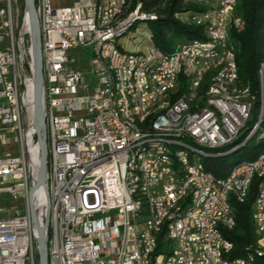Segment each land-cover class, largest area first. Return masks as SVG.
Segmentation results:
<instances>
[{
    "label": "built area",
    "instance_id": "obj_1",
    "mask_svg": "<svg viewBox=\"0 0 264 264\" xmlns=\"http://www.w3.org/2000/svg\"><path fill=\"white\" fill-rule=\"evenodd\" d=\"M203 1L218 3V10H213L217 26L211 29L221 35L220 55L208 58L206 51L184 49L182 45L173 48V58L159 55L161 69L151 71L148 80L151 96L156 86L174 77L169 64L175 59H183L184 79L188 78L185 66H194L200 73L216 63H227L232 69L230 55L223 49V27L237 28L236 7H230L228 0ZM33 2L41 32L48 200L43 189L37 187L40 148L33 129L34 61L26 10L23 0H0V150H7L0 153V196L21 205L0 206V264H39L35 262L37 232L30 206L39 226L45 227L48 264H153L151 248H158V242L146 239V256H138L136 237L146 235H138L129 227V220L134 219L133 204L128 199L123 163L128 143L138 135H131L113 118L114 97H108L104 73L105 56H112L116 68L129 60L124 48L114 46V37L128 23L116 30L105 28V21L114 17L122 4L104 10V0L101 4L74 0L58 8L52 7L53 2L60 4L63 0ZM95 8L103 10L99 29H92ZM140 16L139 12L134 15ZM193 19L199 27L208 24L203 12ZM140 37H146V32ZM96 45H103V52H96ZM142 53L144 61L158 54L148 49ZM252 101L249 91L244 99H236V106H225V99H213L209 111L190 120H183V105L170 106L155 124L162 126V133L149 135L172 133L173 141L193 139L197 146L238 142L246 133ZM119 105L123 109L122 103ZM212 110H220L221 120L212 118ZM177 123H184V131H177ZM217 124H224V133H217ZM145 152H149V170L156 171L159 182H167V190L159 189L160 218L167 215L166 206L179 207V198L188 197L187 206L180 207L186 210L203 189H210L209 204L203 206L201 214L189 215L199 221L200 240L192 241L189 235L186 247L196 244L199 256L181 254V264H227L219 261V253H230L232 248L217 239V230L231 227V218L222 208L223 191L231 189V199L239 203V198L247 197H234V190H250L252 182L258 181L253 204L259 205L262 225L264 146L254 162L234 168L227 180H212L197 170L179 175L181 165H175L174 170L161 169L153 148ZM151 185L158 188V184ZM169 222L179 223L180 231V215L169 217ZM260 236L264 237V226ZM171 262L174 264V260Z\"/></svg>",
    "mask_w": 264,
    "mask_h": 264
},
{
    "label": "bare ground",
    "instance_id": "obj_2",
    "mask_svg": "<svg viewBox=\"0 0 264 264\" xmlns=\"http://www.w3.org/2000/svg\"><path fill=\"white\" fill-rule=\"evenodd\" d=\"M193 1L206 8L203 11V18L208 19V24H203L200 28L203 30V37L207 42L204 43V40L182 41L174 47L182 45L184 49L206 51L208 58H216L220 55L221 35L219 32H214L211 27L217 26V14H213V10H218V3L203 0ZM92 4H101V0H92ZM119 4L122 5L117 11H114V17L105 21V28L116 30L128 23L125 29L114 37L116 49H123L124 47L119 45V40L135 29L138 22L152 21L155 19V15L145 13L141 4L133 0H104V10H111L112 5ZM228 4L230 7H236L237 1L228 0ZM138 12L142 16L134 17ZM175 18L184 24L199 27V23H195V19H193L198 18V12L176 15ZM102 21V8H95L92 14V29H99ZM229 29L230 27H223V49L232 60L231 70L227 68V63L205 66L201 73L194 66H185L184 74L188 78L184 79V75H182L183 59H175L169 64V73H174V77H170L168 82L156 86L153 96H151V87H148V80H151L150 72L161 69L162 56L159 55H164V58H173L176 56V49L166 54L158 50L152 42L149 30L145 28L138 29L137 38H133V41H137V47L131 51L124 49V53H129V60H123L119 68H116L112 56L104 58V73L108 78V97H114V103H111V114L120 127H124L131 135H138L128 143L123 163V170H125L128 182V199L133 204L134 219L129 220V227H132L138 235H146V238L136 237V254L146 256V239L158 242L162 235L163 242L167 243L166 249L161 250V253L158 248H151L153 264H173L172 260H174V264H181V254L199 256L196 244H189V248L186 247L189 235H192V241L200 240L199 221L192 220L189 215L201 214L203 206L209 204L210 189H203L202 195L194 198L193 206L186 210H180V207L187 206L188 197L179 198V207L166 206L167 215H162L160 218V209L157 206L159 189L167 190V182H159L156 171L149 170V152H145V150L153 148L155 161L160 163L161 169L174 170L175 165H181L179 175H187L189 172L197 170L205 172L212 180H227V178H231L234 168L245 165V162H254V159L235 165L224 178H217L213 173L206 171L203 161L228 156L244 148L251 141L264 146V63L260 65L258 71L260 90L258 118L250 125L253 117L252 104L250 121L247 124L246 133H242L240 141L197 146L194 145L193 139L173 141L172 133L149 135L150 133H162V126L155 124L164 115V110L170 109V106L183 105V120H190L209 111L213 105V99H225V106H236V99H244L246 91L241 88L238 78L235 48L230 41ZM144 32H146V37H140ZM147 49L158 52V54H152L151 61H144L142 52ZM96 52H103V45H96ZM180 85H183L184 91L177 97ZM146 97H149L148 102H146ZM119 103H122L123 109ZM144 105L145 109L143 110ZM212 118L221 120L220 110H212ZM177 131H184V123H177ZM217 133H224V124H217ZM180 154L187 157L180 156ZM151 184H158V188ZM249 191L234 190V197H247ZM245 200L246 198H239V203H243ZM222 208L231 218V227L227 231L232 230L236 224L232 209L231 189L223 191ZM179 215L180 222H182L180 231L179 223L169 222V217ZM252 225L257 235V249L254 254L230 260L226 253H219V261H224L227 264H235V261L237 264H264V237L260 236L262 235V226H264V208H262L261 225L258 204L252 205ZM223 233L224 230H217V239L225 241L226 248H232Z\"/></svg>",
    "mask_w": 264,
    "mask_h": 264
},
{
    "label": "trees",
    "instance_id": "obj_3",
    "mask_svg": "<svg viewBox=\"0 0 264 264\" xmlns=\"http://www.w3.org/2000/svg\"><path fill=\"white\" fill-rule=\"evenodd\" d=\"M141 4L145 13L155 15L147 21V30L152 36L154 46L163 53H170L174 46L182 41L204 40L200 27L188 25L175 18L193 12H203L206 8L192 0H133ZM234 25L230 27L229 37L235 48L236 65L241 88L253 96L252 125L258 118L260 107V90L258 71L264 63V0H236ZM183 82V81H182ZM183 86V85H182ZM180 85L177 94L180 96L184 87ZM255 120V121H254ZM262 146L254 141L244 148L225 157L203 161L206 171L217 178H224L230 170L243 161L253 160L261 152ZM258 181L254 180L249 194L243 203L232 200L235 227L224 231V238L232 245L226 256L230 260L245 258L254 254L257 249V235L252 225V205L257 194ZM161 235L158 240V251L166 249Z\"/></svg>",
    "mask_w": 264,
    "mask_h": 264
},
{
    "label": "water",
    "instance_id": "obj_4",
    "mask_svg": "<svg viewBox=\"0 0 264 264\" xmlns=\"http://www.w3.org/2000/svg\"><path fill=\"white\" fill-rule=\"evenodd\" d=\"M24 8L26 10L27 20L29 23L30 41L32 47V55L34 61V96H33V129L36 140L40 148V164L38 171V184L41 187L48 200L47 191V144H46V129L42 113V52H41V32L39 21L37 18L33 0H23ZM30 218L33 227L37 232V253L39 264H48L47 247L45 239V227H40L34 211L30 206ZM47 225V221L45 226Z\"/></svg>",
    "mask_w": 264,
    "mask_h": 264
},
{
    "label": "rangeland",
    "instance_id": "obj_5",
    "mask_svg": "<svg viewBox=\"0 0 264 264\" xmlns=\"http://www.w3.org/2000/svg\"><path fill=\"white\" fill-rule=\"evenodd\" d=\"M73 1L74 0H63V2L60 4H56L53 2L52 7L58 8V7H62L65 5H70ZM147 25H148L147 22H138L135 29H132L128 34H126L123 38L119 40V45H122L124 49H126L127 51H131L130 45H132V49H135L137 47V41H133V38H137L138 29H145ZM89 77H90V74L88 73L85 74L86 80H88ZM4 152H7V150L6 149L0 150V153H4ZM0 206L5 207V208H11L14 206L20 207L21 205L18 203L12 202L8 196L2 195L0 196ZM35 262H38L37 257L35 258Z\"/></svg>",
    "mask_w": 264,
    "mask_h": 264
}]
</instances>
